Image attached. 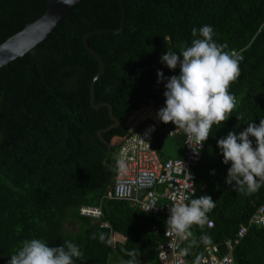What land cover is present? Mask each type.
<instances>
[{"label":"trees","instance_id":"obj_1","mask_svg":"<svg viewBox=\"0 0 264 264\" xmlns=\"http://www.w3.org/2000/svg\"><path fill=\"white\" fill-rule=\"evenodd\" d=\"M125 5L122 32L91 34L120 28V0H81L44 40L0 67V264L32 238L51 247L66 240L77 244L83 259L75 264H158L164 216L105 195L115 175L116 147L129 134L127 116L163 101L167 81L158 82V70L165 78L179 74V66L169 69L160 57L190 46L192 28L203 25H211L213 39L242 59L240 75L229 88L237 107L221 125L212 126L192 167L193 198L211 196L215 207L203 225H192V236L181 248L189 260L211 244L223 252V240L245 225L234 260L264 264V225L249 223L255 209L264 206V185L248 194L236 190L235 182L226 184L231 164L223 163L217 145L229 131L238 135L264 119V0H125ZM46 6L47 0H0V43ZM85 35L102 59L99 76L100 63L84 47ZM94 79L98 107L90 99ZM172 126L161 122L153 138L162 161L183 151V136L167 135ZM82 206L97 207L100 218L80 214ZM152 224H158L157 232ZM114 233L124 239L113 242Z\"/></svg>","mask_w":264,"mask_h":264},{"label":"clouds","instance_id":"obj_2","mask_svg":"<svg viewBox=\"0 0 264 264\" xmlns=\"http://www.w3.org/2000/svg\"><path fill=\"white\" fill-rule=\"evenodd\" d=\"M213 34L211 25L193 27L190 46L182 45L178 54L167 50L160 57L169 69L179 66V74L165 78L162 71H157L158 82L167 81L164 106L157 111L159 120L173 123L191 138L190 144L194 140L199 147L208 139L212 126L221 125L237 107V98L229 88L240 75L242 57L217 43ZM249 137H254L255 145ZM217 145L223 154V163L231 164L226 184L235 182L236 190L248 194L264 185V119H260L258 125L249 123L238 135L229 131ZM120 166L123 168L122 163ZM194 193L191 184V194L181 196L179 202L170 206L167 223L181 240L191 237L192 225H203L206 214L215 207L211 196L193 198ZM154 207H148L147 211ZM82 259L80 247L71 241L51 247L41 238H32L22 242L7 264H75Z\"/></svg>","mask_w":264,"mask_h":264},{"label":"built area","instance_id":"obj_3","mask_svg":"<svg viewBox=\"0 0 264 264\" xmlns=\"http://www.w3.org/2000/svg\"><path fill=\"white\" fill-rule=\"evenodd\" d=\"M239 57L241 54L231 50ZM163 101L157 105H149L131 112L124 123L128 135L124 136L117 148L115 164L116 170L111 187L105 197L125 200L132 207L148 213L151 216L170 215V206L179 202L183 195L191 194V184L196 186V174L192 171L200 159L204 146L199 147L182 130L173 126L167 130L168 136H183L182 156L168 158L162 161L152 147L153 138L161 122L157 111L164 106ZM195 149V150H194ZM121 163L123 168H121ZM155 206L147 211L148 207ZM80 214L91 218H100L101 212L97 207L82 206ZM249 223L264 225V206H258L249 218ZM208 227L213 225L207 222ZM102 226L107 227L106 222ZM154 232L159 230L158 224L151 225ZM163 240L156 247L158 264H237L233 257L235 245L246 232V226H239L238 230L222 242L223 252L218 244L207 245L199 258L189 260L181 248L182 241L166 223L163 227ZM112 241H122L120 234L114 233ZM112 264H116L113 262ZM138 264V263H133ZM139 264H146L141 262Z\"/></svg>","mask_w":264,"mask_h":264},{"label":"water","instance_id":"obj_4","mask_svg":"<svg viewBox=\"0 0 264 264\" xmlns=\"http://www.w3.org/2000/svg\"><path fill=\"white\" fill-rule=\"evenodd\" d=\"M81 0H47V6L42 15L37 17L32 22L27 23L21 30L7 37L3 42L0 43V67L7 65L11 60L22 57L26 52L31 50L35 45L44 40L50 33L63 21L70 10ZM122 18L119 29L115 30H99L91 34H99L103 32L118 33L124 30L125 19H126V5L125 0H120ZM88 35L83 38L84 47L98 59L100 63V69L97 76L102 71L103 62L100 56L89 47L86 42ZM96 76V77H97ZM95 77V79H96ZM91 83L90 99L93 107L100 105L93 104L94 99V81ZM109 114L112 116V111L109 105H107ZM112 126H117L118 121L114 119ZM110 151V150H109ZM110 154V153H109Z\"/></svg>","mask_w":264,"mask_h":264},{"label":"crops","instance_id":"obj_5","mask_svg":"<svg viewBox=\"0 0 264 264\" xmlns=\"http://www.w3.org/2000/svg\"><path fill=\"white\" fill-rule=\"evenodd\" d=\"M111 142H112V143L115 142V137L112 138ZM171 143H172V142H170V144H171ZM117 148H118V147H116V150H115V156H116ZM169 149H170L171 151L173 150L172 145H169ZM181 156H182V154H181ZM181 156H178V157H181ZM174 158H177V157H174ZM110 187H111V185H110ZM110 187H109V188H110ZM108 190H109V189H108ZM116 234H117V235H118V234L122 235L121 233H116ZM122 236H123V235H122ZM123 238H124V236H123Z\"/></svg>","mask_w":264,"mask_h":264},{"label":"rangeland","instance_id":"obj_6","mask_svg":"<svg viewBox=\"0 0 264 264\" xmlns=\"http://www.w3.org/2000/svg\"><path fill=\"white\" fill-rule=\"evenodd\" d=\"M169 145H170V143H169Z\"/></svg>","mask_w":264,"mask_h":264}]
</instances>
